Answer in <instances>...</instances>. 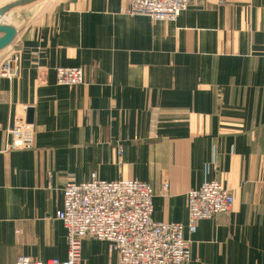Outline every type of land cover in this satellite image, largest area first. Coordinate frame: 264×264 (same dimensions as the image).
I'll return each mask as SVG.
<instances>
[{
	"label": "crops",
	"instance_id": "0c3cea01",
	"mask_svg": "<svg viewBox=\"0 0 264 264\" xmlns=\"http://www.w3.org/2000/svg\"><path fill=\"white\" fill-rule=\"evenodd\" d=\"M129 1L8 13L24 10L17 75L0 78V264L66 261L63 187L93 175L149 184L154 220L184 226L187 193L220 182L233 209L186 234L189 264H264V0H196L173 22L131 15ZM57 68L83 69L84 83L59 86ZM28 110L34 148L10 149ZM81 252V264H118L93 238Z\"/></svg>",
	"mask_w": 264,
	"mask_h": 264
},
{
	"label": "built area",
	"instance_id": "2783aa9c",
	"mask_svg": "<svg viewBox=\"0 0 264 264\" xmlns=\"http://www.w3.org/2000/svg\"><path fill=\"white\" fill-rule=\"evenodd\" d=\"M196 0H130L127 13L147 16L154 21L173 22ZM3 78L15 74L12 65ZM57 84L75 87L84 83L81 68L56 71ZM34 127L17 116L9 129L10 149L31 150ZM168 186L163 187L166 194ZM153 188L136 180L102 181L93 175L90 181H68L63 187V208L57 213L67 234L68 258L34 261L20 256L15 264H81V241L93 238L105 242L110 253L118 255V264H189L191 241L200 222L228 214L234 196L218 181H206L187 193L188 223H160L154 220Z\"/></svg>",
	"mask_w": 264,
	"mask_h": 264
},
{
	"label": "water",
	"instance_id": "95a60500",
	"mask_svg": "<svg viewBox=\"0 0 264 264\" xmlns=\"http://www.w3.org/2000/svg\"><path fill=\"white\" fill-rule=\"evenodd\" d=\"M35 0H18L4 7H0V51H3L10 47L17 36V28L14 25L5 24L4 18L12 10L33 3ZM27 123L32 125L33 113L32 110H28L26 119Z\"/></svg>",
	"mask_w": 264,
	"mask_h": 264
},
{
	"label": "rangeland",
	"instance_id": "374dc122",
	"mask_svg": "<svg viewBox=\"0 0 264 264\" xmlns=\"http://www.w3.org/2000/svg\"><path fill=\"white\" fill-rule=\"evenodd\" d=\"M23 14H24V10H23V12L21 11L20 13L16 14V18L11 20V24L14 25L18 31H19V27H18V25H15V19H18V23H19L24 17ZM7 17H9V14L6 15V17L4 18L5 24H8ZM14 51L15 50H14L13 46H10L5 50L0 51V56H1V58H0V78H3L2 77L3 71L8 67V64L12 65L11 67H12V70L15 71V74L11 75L9 78H6V79H13L16 77V75H17V72H16V61L17 60L16 59L18 58L19 53L18 52L16 53V51L15 52ZM58 69H61V68L55 69V73ZM64 69H66V68H64ZM42 77H43V75H42ZM18 116H21V115H18ZM15 118H14V120H15ZM13 123H14V121H13ZM33 139H34V134H33ZM32 145H33V147L31 149L34 148V143Z\"/></svg>",
	"mask_w": 264,
	"mask_h": 264
}]
</instances>
